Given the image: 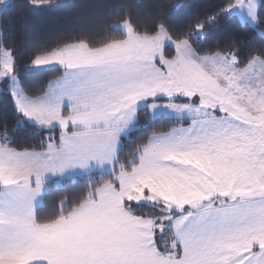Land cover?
<instances>
[{"label":"snow or ice","instance_id":"snow-or-ice-1","mask_svg":"<svg viewBox=\"0 0 264 264\" xmlns=\"http://www.w3.org/2000/svg\"><path fill=\"white\" fill-rule=\"evenodd\" d=\"M169 6L100 45L0 35V264H264V0H206L180 27ZM30 69L58 74L33 89Z\"/></svg>","mask_w":264,"mask_h":264},{"label":"trees","instance_id":"trees-1","mask_svg":"<svg viewBox=\"0 0 264 264\" xmlns=\"http://www.w3.org/2000/svg\"><path fill=\"white\" fill-rule=\"evenodd\" d=\"M206 0H56L59 7H32L28 0H12L15 5L6 14L0 13V35L14 43L21 53H29L38 38L52 34H76L86 32L93 45L107 43L113 38H122L124 30L117 26L123 19L130 18L132 23L143 30L151 27L152 20L160 11L161 4L170 5L164 11L167 18L177 27L183 26L187 18ZM179 3L183 7L171 5ZM232 24L223 25L218 31L229 32ZM242 43L259 44L258 35L240 32ZM58 73L55 70H29L25 76L33 89L46 85ZM11 123L12 107L9 97L0 95V120ZM18 140L22 143H36L38 136L31 129H21ZM83 179L75 178L54 183L41 207V214L53 211L62 196L73 197L82 186Z\"/></svg>","mask_w":264,"mask_h":264},{"label":"rangeland","instance_id":"rangeland-1","mask_svg":"<svg viewBox=\"0 0 264 264\" xmlns=\"http://www.w3.org/2000/svg\"><path fill=\"white\" fill-rule=\"evenodd\" d=\"M123 22L117 23L118 27H121L123 29V27L121 26ZM124 30V29H123Z\"/></svg>","mask_w":264,"mask_h":264},{"label":"crops","instance_id":"crops-1","mask_svg":"<svg viewBox=\"0 0 264 264\" xmlns=\"http://www.w3.org/2000/svg\"><path fill=\"white\" fill-rule=\"evenodd\" d=\"M44 204V203H43Z\"/></svg>","mask_w":264,"mask_h":264}]
</instances>
